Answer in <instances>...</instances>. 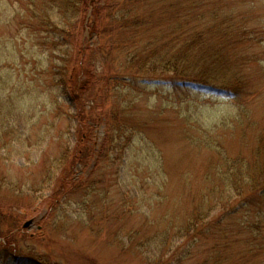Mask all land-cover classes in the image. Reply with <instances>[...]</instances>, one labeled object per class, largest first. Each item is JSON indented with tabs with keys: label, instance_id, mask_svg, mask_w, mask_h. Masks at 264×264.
<instances>
[{
	"label": "rangeland",
	"instance_id": "374dc122",
	"mask_svg": "<svg viewBox=\"0 0 264 264\" xmlns=\"http://www.w3.org/2000/svg\"><path fill=\"white\" fill-rule=\"evenodd\" d=\"M184 1L189 6L190 0ZM231 1L233 15L251 11L254 17H264L260 0ZM27 2L0 0V135L11 158L1 169L17 189L15 193L0 192V206H13L19 229L8 225L10 215L6 216L5 211L1 216L6 219L4 223L0 219V225L7 235H25L15 236L16 252L11 247H0V264H200L206 255L204 246L210 247L212 240L218 242L219 238L208 235L207 240L190 248V238L176 235L174 223L184 221L188 214L187 203L178 201L186 197L183 192L190 189V184H201L203 173L214 166V149L221 145L230 156H248L257 135L264 132V41L241 48L247 54H256L253 79L260 78L254 83L263 89L259 98L242 99L241 104L222 94L135 72L124 73L123 77L128 74L125 79L107 80L114 68L124 65L121 56L116 53L115 61H107L103 70L98 64H80L82 59L75 60L76 49H71L64 67L74 89L70 97H83L79 87L85 82L95 86L89 85L98 119L90 117L89 122L97 130L96 151L102 146L103 154L100 158L90 156L85 168L65 165L63 175L77 177L76 182H56L57 171L55 180L48 183L46 168L51 166L47 164L65 149L75 147L77 124L71 118L70 98L56 85L55 73L63 65L59 50L44 45L50 39L47 35L58 38L27 29ZM223 6L225 3L220 4L221 11L211 5L198 8L194 2L190 5L194 14L182 16L188 18L190 28L193 25L202 30L211 24V9L223 15ZM166 15L169 17L158 24V39L170 37L168 29L176 24L175 11H167ZM256 23L250 22L249 27ZM82 35L96 42L91 27L85 26ZM107 38L103 36L102 43ZM213 38L219 39L220 35ZM84 70L92 73L84 78ZM96 76L98 84L94 82ZM117 153L119 158L128 156L129 163L112 165ZM159 170L168 174V182L156 183L160 188L164 184L167 192L161 198L154 191L153 201L144 202L145 192L140 186L147 182L148 174ZM117 171L125 173L124 194L136 196L130 205L126 204L129 209L135 208L133 215L117 212L113 205L119 186ZM77 184L81 187L73 189ZM150 203L154 209L148 213ZM29 220H34L32 226L23 229ZM235 220L250 224L257 221L253 209L248 208ZM233 230H229L232 244L226 250L227 261L211 264H264V254L261 261L258 257L247 258V253L246 259H241L246 246ZM242 233L247 234L245 230ZM223 246L221 249H226Z\"/></svg>",
	"mask_w": 264,
	"mask_h": 264
},
{
	"label": "trees",
	"instance_id": "16d2710c",
	"mask_svg": "<svg viewBox=\"0 0 264 264\" xmlns=\"http://www.w3.org/2000/svg\"><path fill=\"white\" fill-rule=\"evenodd\" d=\"M171 2L170 0H99L97 3L94 0H28V17L25 18L27 29L34 33L42 31L58 38L55 40L54 37L47 35L46 38L50 39L44 45L53 51L59 50V60L63 65L55 73L58 78L56 85L61 86L65 96L70 98L73 104L71 118L77 124L73 137L75 147L65 149L47 164L51 166L46 168L48 179L45 180L48 183L55 180L57 171L60 172L56 182L62 179L76 182L77 177L63 175L65 165L69 163L71 166L85 168L88 167L87 160L90 156L96 155L100 158L103 154L102 146L96 151L95 124L89 122L90 117L98 119V115L93 110L89 85L95 86L91 81L85 82L79 87L83 97L81 94L79 98L70 97L74 89L69 83L68 70L64 67L67 61L65 57L69 55L71 49H76L75 60L81 58L80 64L84 62L94 66L98 64V68L103 70L107 61L111 64L115 61L116 53L121 56L124 65L114 68L113 76L107 80L116 81L117 77L125 79L128 74L123 77L124 73L135 72L142 77L169 79L175 85L182 84L222 94L233 98L238 104H241L242 99H257L262 95L264 88L260 89L254 83L260 78L253 79L255 74L252 65L258 62L256 54H247L241 48L258 46L264 41V17L262 19L259 16L254 17L251 11L233 15L231 0H190L189 6L184 0ZM194 2L198 8L211 5L212 8L220 11V4L225 3L222 10L224 14L211 9L209 26H205L202 30L193 25L190 28V21L187 20L188 18L184 19V16L194 14L190 11V5H194ZM260 3L264 5V0H260ZM167 11L176 12V24L168 29L170 37L158 39V24L168 16ZM184 13L185 15L182 16ZM254 20L257 23L249 27V23ZM259 25L261 29H258ZM85 26L94 30L96 42H90L88 37L82 35ZM216 35H220V38L214 39ZM103 36L108 38L102 43ZM172 36L176 38L172 39ZM262 54L264 55L263 50ZM81 72H84L82 74L84 78L92 73L86 70ZM262 76L264 77V72ZM94 82L98 84L97 76ZM106 84H109L108 81ZM7 136L10 134L8 133ZM2 139L0 135V192L10 190L15 193L17 189L13 186L15 185L13 180H10L7 174L4 175L1 169V165L4 167L11 161L7 156L8 145ZM220 146L214 149L215 160L212 162L214 166L203 173L202 183L197 186L190 184V189L185 187L187 190H184L183 194L186 192L187 195L178 201V203H187L188 214L184 221L174 223L176 235L182 239L190 238V248L207 240L208 235L217 236L218 242L211 239L210 247L203 248L206 255L200 264H211L218 260L227 261L226 250L232 244L230 240L232 231L229 230L234 229V234L240 243L246 246L241 259L245 260L247 253V258L258 257L261 261V256L264 254V132L257 135L254 149L248 156L242 154L230 156ZM77 158L79 160L75 165ZM27 162L34 163L30 160ZM128 163V156L119 158L118 153L112 161V165L119 167ZM95 164L96 162L93 163ZM163 174L161 170L148 174L147 182L141 184L140 188L145 192L144 202L153 201L154 191L159 197H164L167 191L163 187L168 182V174L164 176ZM115 177L116 183H119L116 189L117 196H114L115 210L133 215L135 208L129 209L126 204L130 205L136 196L132 198L131 194L128 196L124 194L125 173L117 171ZM156 181L164 183L162 188ZM7 186L11 188L5 189ZM80 187L81 185L77 184L73 189ZM135 188L136 186H132V189ZM181 191L178 193L180 194ZM103 202L104 199L101 204ZM246 208L253 209L256 222L250 224L235 220L236 216ZM153 209L151 203L149 212L146 208L148 213ZM0 210H2L1 221L4 223L6 216L10 215L8 225L19 229V220L14 216L13 206H0ZM4 211L6 216L2 217ZM117 214L119 213H115ZM1 227L3 226L0 225V247H11L16 252L15 236L23 238L25 235L19 233L7 235L4 233L6 229ZM243 230L246 235L242 233ZM167 244L170 242L168 241ZM221 245L226 249H221Z\"/></svg>",
	"mask_w": 264,
	"mask_h": 264
},
{
	"label": "water",
	"instance_id": "95a60500",
	"mask_svg": "<svg viewBox=\"0 0 264 264\" xmlns=\"http://www.w3.org/2000/svg\"><path fill=\"white\" fill-rule=\"evenodd\" d=\"M33 221H28L23 224V228H29L32 225Z\"/></svg>",
	"mask_w": 264,
	"mask_h": 264
},
{
	"label": "bare ground",
	"instance_id": "6f19581e",
	"mask_svg": "<svg viewBox=\"0 0 264 264\" xmlns=\"http://www.w3.org/2000/svg\"><path fill=\"white\" fill-rule=\"evenodd\" d=\"M95 130H96V128H95ZM97 131V130H96Z\"/></svg>",
	"mask_w": 264,
	"mask_h": 264
}]
</instances>
